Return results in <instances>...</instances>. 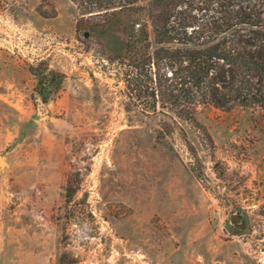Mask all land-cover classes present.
Listing matches in <instances>:
<instances>
[{
	"label": "rangeland",
	"instance_id": "rangeland-1",
	"mask_svg": "<svg viewBox=\"0 0 264 264\" xmlns=\"http://www.w3.org/2000/svg\"><path fill=\"white\" fill-rule=\"evenodd\" d=\"M81 18L0 0V264H264L262 110L146 112Z\"/></svg>",
	"mask_w": 264,
	"mask_h": 264
},
{
	"label": "trees",
	"instance_id": "trees-1",
	"mask_svg": "<svg viewBox=\"0 0 264 264\" xmlns=\"http://www.w3.org/2000/svg\"><path fill=\"white\" fill-rule=\"evenodd\" d=\"M78 30L122 34L126 87L146 112L195 125V107L260 108L264 117V0H71ZM32 72L37 76L36 68ZM170 131L156 141L169 143ZM201 176V175H198Z\"/></svg>",
	"mask_w": 264,
	"mask_h": 264
},
{
	"label": "water",
	"instance_id": "water-1",
	"mask_svg": "<svg viewBox=\"0 0 264 264\" xmlns=\"http://www.w3.org/2000/svg\"><path fill=\"white\" fill-rule=\"evenodd\" d=\"M86 36H89V33H86ZM3 162L5 163L3 160H0V163ZM6 164V163H5ZM240 220V217L239 216H233L232 217V222L233 223H237L238 221Z\"/></svg>",
	"mask_w": 264,
	"mask_h": 264
},
{
	"label": "bare ground",
	"instance_id": "bare-ground-1",
	"mask_svg": "<svg viewBox=\"0 0 264 264\" xmlns=\"http://www.w3.org/2000/svg\"><path fill=\"white\" fill-rule=\"evenodd\" d=\"M0 164H1L0 167H4V165H5V164H3L2 162H1Z\"/></svg>",
	"mask_w": 264,
	"mask_h": 264
}]
</instances>
